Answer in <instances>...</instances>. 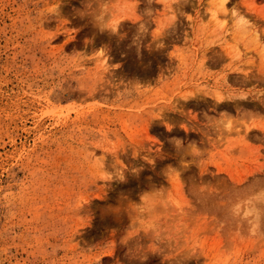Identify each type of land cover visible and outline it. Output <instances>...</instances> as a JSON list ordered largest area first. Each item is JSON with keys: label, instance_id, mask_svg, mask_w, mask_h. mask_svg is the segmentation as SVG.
Listing matches in <instances>:
<instances>
[{"label": "rangeland", "instance_id": "374dc122", "mask_svg": "<svg viewBox=\"0 0 264 264\" xmlns=\"http://www.w3.org/2000/svg\"><path fill=\"white\" fill-rule=\"evenodd\" d=\"M0 264H264V0H0Z\"/></svg>", "mask_w": 264, "mask_h": 264}]
</instances>
